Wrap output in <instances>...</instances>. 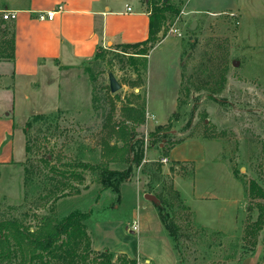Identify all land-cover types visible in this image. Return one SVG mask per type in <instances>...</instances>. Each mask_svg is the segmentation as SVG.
I'll return each instance as SVG.
<instances>
[{
    "label": "rangeland",
    "instance_id": "rangeland-1",
    "mask_svg": "<svg viewBox=\"0 0 264 264\" xmlns=\"http://www.w3.org/2000/svg\"><path fill=\"white\" fill-rule=\"evenodd\" d=\"M169 1L181 13L169 14L165 36L151 49L147 63L138 58L141 77L130 53L103 46L82 66L91 91L90 109L80 116L58 110L31 126L26 122L32 116L23 123L25 149L19 168L5 180L9 184L0 183V220L15 216L36 229L44 215L63 218L73 211L87 212L92 247L113 252L117 264L122 255L136 258L137 264H264V228L253 250L243 237L246 223L257 218L256 201L264 202L246 193L251 179L264 188V0L206 3L193 17L184 16L187 0ZM195 20L197 26L191 29ZM108 71L122 85L116 92L111 91ZM144 99L147 120L136 126L132 140L144 139V159L121 181L119 191L106 188L99 171L76 164L105 161L106 141L122 146L115 124L126 121L129 102ZM32 108L27 104V114ZM171 120L169 143L190 140L185 152L194 161H162L167 148L152 140L150 132ZM47 156L50 165L74 166L84 180L51 171L44 162ZM109 165L125 169L128 163ZM179 177L194 180L195 190L187 182L184 193L195 210L176 189ZM59 179L69 183L64 191L70 194L53 201ZM160 210L178 230L175 236L162 224ZM210 219L214 226L206 225Z\"/></svg>",
    "mask_w": 264,
    "mask_h": 264
},
{
    "label": "crops",
    "instance_id": "crops-1",
    "mask_svg": "<svg viewBox=\"0 0 264 264\" xmlns=\"http://www.w3.org/2000/svg\"><path fill=\"white\" fill-rule=\"evenodd\" d=\"M236 1L187 0L184 16L207 8L206 3ZM0 3V12L17 11L16 19L7 20L15 28V57L0 58L1 183L10 180L19 168L18 161L25 149L23 123L38 113L62 110L80 116L90 109L91 91L82 66L103 46L147 38L150 8L141 0H1ZM60 5L62 11L58 10ZM48 10H56L52 19L37 17L38 12ZM178 77L180 82L179 74ZM27 104L33 107L29 114L25 110ZM189 141L174 146L167 160L194 161L185 152ZM147 156L145 161L149 160ZM187 182L188 188L195 190L193 179L179 177L175 181L186 204ZM211 219L206 225L214 226Z\"/></svg>",
    "mask_w": 264,
    "mask_h": 264
},
{
    "label": "trees",
    "instance_id": "trees-1",
    "mask_svg": "<svg viewBox=\"0 0 264 264\" xmlns=\"http://www.w3.org/2000/svg\"><path fill=\"white\" fill-rule=\"evenodd\" d=\"M150 8V23L149 33L147 38L133 42L115 43L110 48L120 49L122 52L130 53L129 58L131 63L136 66V73L141 77V71L137 67L138 58L144 60V65L147 63L151 49L161 41L165 36L166 22L169 14L179 15L180 7L169 0H146ZM162 32V34H161ZM11 33V37L6 39V34ZM3 36V42L0 44V58L13 59L15 57V28L14 25L8 23L6 19L0 16V37ZM97 55V53H96ZM136 86L135 83H133ZM141 85V84H140ZM187 88V87H186ZM134 94L141 98L140 92ZM95 101V99H94ZM182 102H180V106ZM127 116L126 121L115 124L119 127L115 130L119 137L122 138L124 144L117 145L113 141H106L104 146L105 161L101 163H91L79 161L76 166L82 170H90L97 173L99 171V181L106 188L112 187L119 191L121 181L128 178L135 166H139L145 154L144 139H139L133 142V137L137 135L136 126L146 122V101L140 103L129 102L126 105ZM175 114V113H174ZM45 113L32 115V119L26 122V126H31L33 121L44 117ZM127 122H133L135 126L129 128ZM172 120L167 124H158L154 130L150 132L152 140L160 141L162 148H167V154L183 139L172 141L169 143L167 138L171 132ZM143 138V137H142ZM167 140L168 145L164 143ZM153 141V142H154ZM29 150L30 147L26 146ZM120 156V157H119ZM118 161L122 164L128 163L125 169L111 168L110 162ZM46 166L51 171L60 174L62 177L71 175L78 178L79 181L84 180V175L81 172H76L75 167L61 169L56 165H50L51 158L47 156L44 159ZM72 163H69L71 165ZM236 177H239L237 169L234 170ZM56 176L51 177L55 179ZM69 186V183L63 179H59L54 183L52 194L55 196L53 201L69 195L70 193L64 190ZM77 188L75 192H79ZM246 193L253 200L264 198V188L258 184L255 179H251L246 186ZM160 205H158L159 207ZM258 208L257 218L244 227V239L247 242L249 249L253 250L258 244L259 235L264 228V202L256 201ZM87 212L73 211L63 218H58L53 214L44 215L36 229L26 225L23 220L18 217L3 218L0 220V263L17 264H117L114 260V253L103 250L97 251L92 247V237L88 231L86 219ZM159 216L165 229L168 230L171 236H175L177 229L171 225L167 217L160 210ZM120 264H137L136 258H129L127 255H122Z\"/></svg>",
    "mask_w": 264,
    "mask_h": 264
},
{
    "label": "built area",
    "instance_id": "built-area-1",
    "mask_svg": "<svg viewBox=\"0 0 264 264\" xmlns=\"http://www.w3.org/2000/svg\"><path fill=\"white\" fill-rule=\"evenodd\" d=\"M128 9H131V8L128 7ZM58 10L62 11L63 6L60 5ZM55 12H56V10L40 11V12H38L37 17L39 19H52ZM183 13H184V11H183ZM16 17H17V11L16 10L8 9V10L3 11V18L6 20H14V19H16ZM174 30H176V29L171 28V31H174ZM162 161L167 162L168 161L167 157H163ZM133 228L136 229L137 224H134Z\"/></svg>",
    "mask_w": 264,
    "mask_h": 264
},
{
    "label": "water",
    "instance_id": "water-1",
    "mask_svg": "<svg viewBox=\"0 0 264 264\" xmlns=\"http://www.w3.org/2000/svg\"><path fill=\"white\" fill-rule=\"evenodd\" d=\"M197 26V21H193L192 25H191V29H195ZM108 75H109V82H110V88L112 92H116L117 90H119L121 88V83L118 81V79L116 78L115 74L112 71H108ZM145 197L157 202L158 201V197L153 194V193H146Z\"/></svg>",
    "mask_w": 264,
    "mask_h": 264
}]
</instances>
